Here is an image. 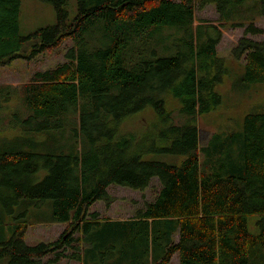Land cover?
Masks as SVG:
<instances>
[{
    "label": "trees",
    "instance_id": "obj_1",
    "mask_svg": "<svg viewBox=\"0 0 264 264\" xmlns=\"http://www.w3.org/2000/svg\"><path fill=\"white\" fill-rule=\"evenodd\" d=\"M45 1L56 23L22 36V0H0V66L73 42L64 63L19 89L0 86V262L169 264L177 254L178 264H264V109L200 144L197 120L219 109L227 68L220 28L195 25L196 9L211 4L222 27L244 28L231 49L244 62L238 83H264V41L248 37L264 33L254 23L264 0H76L72 19L66 0ZM14 95L26 112L17 123L3 114ZM147 108L155 115L147 130L121 132ZM154 178V199L130 219L90 211L113 203L111 185L144 191ZM46 201L49 222L66 229L30 246L26 213Z\"/></svg>",
    "mask_w": 264,
    "mask_h": 264
},
{
    "label": "rangeland",
    "instance_id": "obj_2",
    "mask_svg": "<svg viewBox=\"0 0 264 264\" xmlns=\"http://www.w3.org/2000/svg\"><path fill=\"white\" fill-rule=\"evenodd\" d=\"M66 9L68 19H72L77 12V1L66 0ZM20 16V33L27 36L35 30L56 23V12L53 5L45 0H22ZM255 26L264 30V17L255 20ZM207 24L219 27L221 30V40L217 46L218 56L224 60L227 73L222 82L217 84L216 91L222 97V103L218 110L199 116L197 126L200 133V144L204 145L210 136L220 130L237 131L242 128L244 116L251 108L257 110L264 109V83H252L244 88L239 85L240 79L244 73V62L231 56V49L235 46L238 39L244 34V28H224L218 22V13L215 6L208 4L203 9L195 11V25ZM248 37L264 41V33L260 35H248ZM73 46L71 40H66L62 46L46 51L36 58L26 61L23 59L14 60L11 64L0 66V86L10 88H21L28 83L32 75L37 71H44L54 68L66 61L65 54ZM173 109L177 108V103L172 99L168 100ZM10 111L14 115L11 121L17 123V117L26 116L25 107L22 101L14 95L6 103L3 114ZM155 115L151 108L145 109L128 122H125L121 128L124 134L142 133L147 130ZM174 123L180 124L182 118L178 110L175 111ZM8 125V123H4ZM3 135H1V138ZM145 160L163 161L168 164L181 163V156L167 154H150ZM160 184L154 178L150 186L144 191L132 190L128 187L111 185L109 194L113 198V203L106 207L103 201H98L90 208V211H97L100 218H110L114 220L130 219L138 209L152 201L159 190ZM26 203L21 202L15 207L14 214H20L26 209ZM52 216L50 201L42 205L33 206L28 209L26 219L31 223L25 236L26 243L35 246L40 243H46L56 240L66 229L65 224L49 222ZM177 254H175L169 264H178ZM48 258L44 259L46 262ZM0 264H9L6 259ZM56 264H77L73 260L63 259Z\"/></svg>",
    "mask_w": 264,
    "mask_h": 264
}]
</instances>
